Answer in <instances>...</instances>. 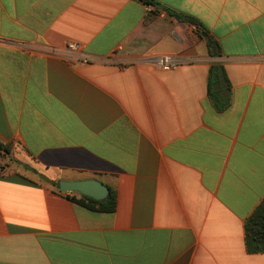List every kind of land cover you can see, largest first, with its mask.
Returning <instances> with one entry per match:
<instances>
[{"label":"crops","instance_id":"crops-1","mask_svg":"<svg viewBox=\"0 0 264 264\" xmlns=\"http://www.w3.org/2000/svg\"><path fill=\"white\" fill-rule=\"evenodd\" d=\"M154 2L0 0V264H264V0ZM78 180L116 210L54 185Z\"/></svg>","mask_w":264,"mask_h":264},{"label":"trees","instance_id":"trees-1","mask_svg":"<svg viewBox=\"0 0 264 264\" xmlns=\"http://www.w3.org/2000/svg\"><path fill=\"white\" fill-rule=\"evenodd\" d=\"M145 2L147 5L151 6H158L154 0H140ZM178 20L191 23L198 28L199 34L202 38H204L207 42V47L209 50V55L211 57H217L221 55V49L219 47L218 42H216L209 34L208 30L202 26L201 24L197 23V21L192 20V18L180 16L176 14H172ZM216 68L211 70V77L209 83V95L212 97L213 101L216 103L217 109L221 110L227 104H224L223 107H220L218 104V100H216V94L212 92V79H215L216 76ZM9 145L1 147V149L5 152H9ZM3 153L0 152V159ZM2 166L0 164V172H2ZM54 185H57L55 183ZM76 204L84 206L89 210L96 211V212H104V213H113L117 207V195L113 189H110V195L107 200L103 202L94 201L90 198L80 196L79 199L75 195L70 198ZM245 244L249 254H262L264 253V200L261 205L255 210L252 216L246 221L245 223Z\"/></svg>","mask_w":264,"mask_h":264},{"label":"water","instance_id":"water-1","mask_svg":"<svg viewBox=\"0 0 264 264\" xmlns=\"http://www.w3.org/2000/svg\"><path fill=\"white\" fill-rule=\"evenodd\" d=\"M58 189L64 193H79L94 201L103 202L110 195V189L96 180L60 181Z\"/></svg>","mask_w":264,"mask_h":264},{"label":"built area","instance_id":"built-area-1","mask_svg":"<svg viewBox=\"0 0 264 264\" xmlns=\"http://www.w3.org/2000/svg\"><path fill=\"white\" fill-rule=\"evenodd\" d=\"M61 53L69 61H81L84 63L90 62V58L87 56H83L80 52L79 46L74 43H70L67 48ZM182 62L183 59L178 57H164L158 58L154 63L163 70L169 71L176 69ZM0 152H2L1 148Z\"/></svg>","mask_w":264,"mask_h":264}]
</instances>
